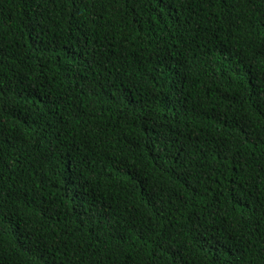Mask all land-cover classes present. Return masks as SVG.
I'll list each match as a JSON object with an SVG mask.
<instances>
[{
	"label": "trees",
	"instance_id": "obj_1",
	"mask_svg": "<svg viewBox=\"0 0 264 264\" xmlns=\"http://www.w3.org/2000/svg\"><path fill=\"white\" fill-rule=\"evenodd\" d=\"M0 264H264V0H0Z\"/></svg>",
	"mask_w": 264,
	"mask_h": 264
}]
</instances>
